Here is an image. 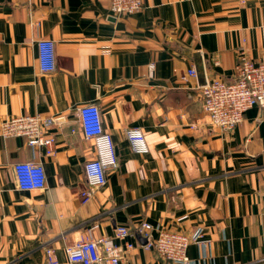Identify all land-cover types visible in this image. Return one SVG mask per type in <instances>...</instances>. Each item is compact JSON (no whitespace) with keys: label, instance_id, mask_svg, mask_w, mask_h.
Listing matches in <instances>:
<instances>
[{"label":"crops","instance_id":"obj_1","mask_svg":"<svg viewBox=\"0 0 264 264\" xmlns=\"http://www.w3.org/2000/svg\"><path fill=\"white\" fill-rule=\"evenodd\" d=\"M109 7L110 0H0V123L67 117L50 130L55 155L37 154L41 190L17 186L14 165L33 159L25 139L0 136V264H50L47 249L55 264H73L67 246L93 225L95 238L121 225L131 230L125 241L134 248L122 264H170L144 248L136 231L143 222L182 234L203 229L208 246L191 244L190 264H264V115L254 107L223 132L204 113L200 91L233 81L241 51L264 62V0H143L120 18ZM39 39L55 42L49 75L39 71ZM88 104L100 109L118 165L82 203L94 147L78 109ZM128 127L143 131L148 153L132 152Z\"/></svg>","mask_w":264,"mask_h":264},{"label":"built area","instance_id":"obj_2","mask_svg":"<svg viewBox=\"0 0 264 264\" xmlns=\"http://www.w3.org/2000/svg\"><path fill=\"white\" fill-rule=\"evenodd\" d=\"M143 0H110V12L117 17H126L142 9ZM38 67L44 75L56 71L55 42L50 39L37 40ZM108 50V49H106ZM151 68L154 64L150 65ZM188 76L196 77L191 69ZM186 79V76L182 77ZM203 111L211 123L223 132L235 129L244 120L248 110L258 107L264 115V62H253L244 51L239 52L231 82L213 80L200 87ZM81 128L86 141L93 143L94 157L84 165L86 187L79 193L82 203L89 202L99 189L107 184V174L118 165V157L112 136L102 125L101 112L96 104H88L78 109ZM64 114L42 117L22 115L11 117L0 123V136L3 138H24L26 146L32 151L33 159L16 163L13 167L17 186L22 191L41 190L45 187V170L38 161L41 151L45 157L56 153V137L51 129L66 123ZM74 130H72V133ZM125 137L130 149L136 154L148 153V145L143 131L138 127L125 129ZM93 225L86 235L76 239L66 248V255L73 264H122L124 254L134 245L125 239L131 230L121 225L116 227L113 236L95 238ZM136 231L144 240V248L155 250L170 264H190L187 249L191 244L208 246L203 229L192 234H182L163 229H155L149 223H140ZM156 232L157 236H154ZM116 241H120L118 245ZM48 263L55 264L53 249H47Z\"/></svg>","mask_w":264,"mask_h":264},{"label":"water","instance_id":"obj_3","mask_svg":"<svg viewBox=\"0 0 264 264\" xmlns=\"http://www.w3.org/2000/svg\"><path fill=\"white\" fill-rule=\"evenodd\" d=\"M143 239V238H142Z\"/></svg>","mask_w":264,"mask_h":264}]
</instances>
